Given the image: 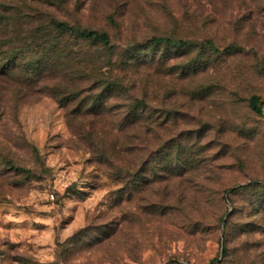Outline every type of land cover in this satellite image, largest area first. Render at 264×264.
<instances>
[{"label": "rangeland", "instance_id": "374dc122", "mask_svg": "<svg viewBox=\"0 0 264 264\" xmlns=\"http://www.w3.org/2000/svg\"><path fill=\"white\" fill-rule=\"evenodd\" d=\"M9 1L106 31L114 51L101 60L92 48L95 67L119 75L129 62L120 73L152 122L128 146L114 135L120 100L107 105L113 116L66 117L0 77V264H236L221 250L240 257L244 241L264 264V189L224 199L264 186V0ZM152 37L187 44L147 46Z\"/></svg>", "mask_w": 264, "mask_h": 264}, {"label": "trees", "instance_id": "16d2710c", "mask_svg": "<svg viewBox=\"0 0 264 264\" xmlns=\"http://www.w3.org/2000/svg\"><path fill=\"white\" fill-rule=\"evenodd\" d=\"M40 1L44 5L57 4L56 0ZM66 3V0H58V4ZM105 20L110 26H117L113 15H107ZM160 43L177 47L187 44L186 41H176L168 37H152L145 44L153 46ZM202 44L209 51H215L211 41L203 40ZM92 48L98 53L103 52L101 60L107 57L110 61L114 45L106 31L79 26L27 5L21 7L9 0L0 1V77L15 78V82L22 88L35 87V92L55 99L64 109L66 117L72 116V113L83 116L108 113L109 116H113L107 105L110 100H120L121 105L117 107L118 113L115 117L121 126L116 128L114 135H121L125 139L123 143L128 146L139 139L138 132L143 134L142 139L146 141V135L151 130L149 126L152 115L147 109V100L143 96L133 94L135 89L133 81L128 80L124 73L123 75L120 73L124 67H129V62L123 61L118 65L115 70H118L119 75L102 73L95 67V59L91 57L90 52ZM130 50L131 48H127L121 57ZM103 66L107 68L113 65L103 63ZM258 102V97L252 96L249 99V106L255 113L261 115ZM71 104L74 108L70 110ZM106 134L109 135L110 132ZM95 135L93 131L90 137ZM114 141V144H109L108 149H112L116 156L118 152L115 145L120 143V139L115 137ZM112 153L104 152L106 157ZM14 169L23 171L17 167ZM247 188L264 189V186L259 182H250L245 186L230 188L225 193L227 201H230L228 192L235 193ZM263 211L264 207L261 213ZM259 218L261 220L262 217ZM241 230L244 235L252 232V228ZM228 234L224 225L222 229L224 242ZM242 248V256L238 257L235 249L231 252L224 245L222 254L226 257V262L254 263L248 254L247 241L243 242Z\"/></svg>", "mask_w": 264, "mask_h": 264}, {"label": "water", "instance_id": "95a60500", "mask_svg": "<svg viewBox=\"0 0 264 264\" xmlns=\"http://www.w3.org/2000/svg\"><path fill=\"white\" fill-rule=\"evenodd\" d=\"M224 199L227 201L226 194H225V196H224ZM222 250H223V249H222ZM222 250H221V253L223 252Z\"/></svg>", "mask_w": 264, "mask_h": 264}]
</instances>
